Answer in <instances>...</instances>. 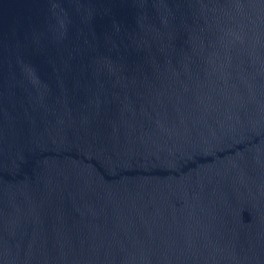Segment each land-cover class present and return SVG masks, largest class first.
Listing matches in <instances>:
<instances>
[{"label":"water","instance_id":"95a60500","mask_svg":"<svg viewBox=\"0 0 264 264\" xmlns=\"http://www.w3.org/2000/svg\"><path fill=\"white\" fill-rule=\"evenodd\" d=\"M0 264H264V0H0Z\"/></svg>","mask_w":264,"mask_h":264}]
</instances>
